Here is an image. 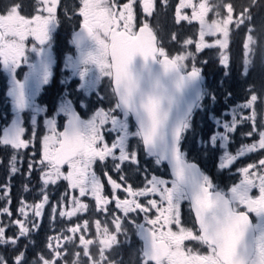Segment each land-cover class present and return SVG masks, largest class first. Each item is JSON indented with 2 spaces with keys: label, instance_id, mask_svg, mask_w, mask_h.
<instances>
[{
  "label": "snow or ice",
  "instance_id": "snow-or-ice-1",
  "mask_svg": "<svg viewBox=\"0 0 264 264\" xmlns=\"http://www.w3.org/2000/svg\"><path fill=\"white\" fill-rule=\"evenodd\" d=\"M161 2L168 6V0ZM62 5L63 0H30L27 4L10 0L0 11V69L7 77L6 96L13 112L11 123L2 129L0 146L13 150L10 172L15 174L21 150L35 148L38 141L40 159L29 162L28 171L31 173L38 164L42 182L41 201L29 205L22 200L18 208L22 219L10 221L11 226H18V234L9 237V225L0 226V246L18 245L39 229L50 203L47 188L63 180L70 190H78L79 196L69 199L65 194L51 205L52 218H67L69 226L49 237L48 255L39 254L35 264H60L61 260L69 264L65 256L69 244L80 249L73 253L71 264H123L114 254L121 245L130 244V228L135 229L141 242L135 252L137 264H264V157L239 168L241 179L225 191L187 159L183 148L187 134L193 131L195 113L206 110L201 101L208 100V109L217 102L215 92L202 86L197 54L205 49L216 50L219 64L229 70L224 74L227 78L231 75L233 36L246 30L241 44L243 75L247 77L257 70L261 89L257 92L250 88V98L220 116L209 110L214 128L222 131H213L208 142L212 147L219 142L224 150L218 164L221 171L241 157L264 151V113L257 121L260 106L264 105V25L259 30L250 26L254 20L252 8L258 6V0L242 3L239 12L234 3L224 0L215 4L209 0L198 4L179 0L175 23L198 22L199 39L181 42L177 34H172V42L180 43L182 48L175 55L168 53L147 22L157 9L156 0H78L75 8L65 7L69 21L80 19L79 30L71 31L69 41L76 55L67 56L66 67L79 76L81 89L95 92L102 80L109 82V106L96 108L88 119L81 118L73 106L76 101L67 94L57 98L51 111L37 103L42 86L48 85L53 75V40L61 23ZM137 6L145 14L142 22ZM189 7L190 17L182 14ZM210 12L214 18L209 20ZM206 37H211V42ZM193 43L195 52L188 48ZM23 66L28 71L21 80L17 77ZM231 95L226 93L225 99ZM106 99L98 96L97 102L102 105ZM81 105L86 106L83 101ZM245 109L251 114L241 115ZM60 114L67 118L63 130L57 123ZM38 116L43 117V135ZM225 116L230 119L225 120ZM248 122L251 128L242 135L252 142L241 144L233 154L226 149L230 136ZM113 135L109 142L107 137ZM206 143L203 138L198 141L200 146ZM141 151L157 166L167 162L172 178L152 174L150 178L145 175L142 187L128 183L122 174L124 166L140 171ZM109 159L112 171L120 175L117 182L108 171L103 173L112 189L110 196L105 194L102 178L95 171L97 164L106 166ZM143 171L147 173L148 169ZM121 191L126 197H120ZM3 197L8 199L7 191ZM84 197L94 200L97 212L111 216L110 222H94L95 239L84 235L91 231L92 222L71 224V218L90 208L82 201ZM113 203L114 210L110 209ZM184 203L189 206L191 226L182 217ZM2 214L12 216L8 206L0 207ZM141 214L143 222L138 220ZM96 241L98 255H93L91 248ZM0 264H9L8 258L0 255ZM14 264H28L25 251L15 255Z\"/></svg>",
  "mask_w": 264,
  "mask_h": 264
},
{
  "label": "trees",
  "instance_id": "trees-1",
  "mask_svg": "<svg viewBox=\"0 0 264 264\" xmlns=\"http://www.w3.org/2000/svg\"><path fill=\"white\" fill-rule=\"evenodd\" d=\"M27 4L30 0H24ZM225 3H234L237 8V12L241 10V4L247 3V0H224ZM10 3V0H0V11H3L4 6ZM157 9L154 12L153 16L147 18V22L153 29L156 31V34L159 40L162 42L163 46L167 49L170 55H175L179 53L178 46L180 43L172 42V34H177L179 40L182 42L185 37L195 40L198 35L197 25L194 23L185 24L181 22L179 25L175 23V9L178 0H168V6L165 7L161 0H156ZM210 3L215 4L217 0H211ZM78 4V0H63V5L59 9V15L61 19L60 26L58 27L57 32L54 34L53 40V57L59 58L60 54H63L71 48L69 43V37L71 31L75 29L79 23V18H73L69 21L65 17V7L75 8ZM27 13V9L25 10ZM252 15L254 17L253 24L257 30L264 25V0H258V6L252 8ZM214 14L209 13L208 18H213ZM246 37V30L240 32L239 34H234L233 43H232V52L230 54L231 59V75L225 78L224 74L228 69H225L219 64L218 53L214 49H205L202 50L197 55V66L201 67V75L204 78L203 87L210 89L215 92L217 96V102L214 107L208 109V100L205 99L201 101L205 105L204 111H197L195 113V118L193 120V131L187 134L186 139L183 142V148L187 152V159L189 161L195 162L199 168L206 174L209 175L217 185H221L225 182H232L233 176L228 171L218 170L219 158L223 154V151L217 144L216 147H212L209 141L210 135L213 131H222L220 128H214L212 120L209 119L208 111L210 110L216 116H220L222 112H227L230 106H235L238 103L244 102L246 99L250 98V88H255L257 92L261 89V77L257 70L253 69L248 73L247 77L243 75L242 67V56H241V44L242 40ZM194 44H192L193 47ZM202 61H207V63H201ZM19 79V74L18 77ZM7 77L5 73L0 69V135L2 134V129L8 124L10 117V108L9 104L5 98V91L7 88L6 83ZM223 81V88L220 87V82ZM45 91L49 92V95H44L45 98H41L42 103H45L47 106H52L57 93H53V86L46 87ZM230 92L231 98L226 100V93ZM262 107V105H261ZM225 120L230 119V117L225 116ZM249 123L242 124L239 126L237 131L233 133L230 137V142L226 146V149L235 153L237 148L244 143H250V139L242 135L249 131ZM203 138L206 143L204 146L198 145V141ZM30 149H25L21 151L22 160H21V170L24 169L25 162L24 157L28 154ZM13 155V150L9 147L0 146V186L5 184L7 178V169L6 165L8 160ZM259 155L264 157V151L259 152ZM140 171H136L134 167L128 165L124 166V174L127 177L128 183H131L134 187L138 188L143 183V178L145 175L148 176L149 172H160L161 175L168 178L167 171L163 165L157 166L152 165L150 167L145 163H152V159L145 156L142 151L140 153ZM254 160H257L256 157H253ZM241 160V159H239ZM252 162V161H250ZM147 168L148 172L144 173V169ZM101 174V173H99ZM102 176V174H101ZM116 178H120L119 174L115 175ZM23 183L30 185L32 188L26 191L23 195V199L29 202L31 199L35 202H39L41 190L37 185L35 179H23V174L15 173L8 178V199H9V208L11 212H15V207L17 205V199L20 196V188ZM2 191L0 190V207L4 205V199L1 197ZM57 196H49L50 203L46 206L44 214L40 220L39 229L32 233L31 236L25 240L24 249L28 264H34L37 256L41 253H46L48 248L46 243H48L49 237H54L59 235L67 226H59L57 229L53 230L56 226L57 219L52 218L51 205L56 200ZM182 217L189 223L190 215L187 208H182ZM98 216H95L94 219H97ZM90 233L96 236V229L91 228ZM20 246V245H19ZM98 246V245H97ZM96 245L93 248L98 250ZM123 250L116 249L114 258L117 260H122L123 264H137L136 261V249L139 247L136 240L130 235V244L122 246ZM79 249L78 247H72V244L68 245V251L65 252V256L69 264L73 260L72 249ZM18 251V250H17ZM20 251V250H19ZM98 252V251H97ZM16 252L12 250L11 254L7 257L6 253L0 248V255L8 258L9 264H14L12 259L15 256Z\"/></svg>",
  "mask_w": 264,
  "mask_h": 264
},
{
  "label": "rangeland",
  "instance_id": "rangeland-1",
  "mask_svg": "<svg viewBox=\"0 0 264 264\" xmlns=\"http://www.w3.org/2000/svg\"><path fill=\"white\" fill-rule=\"evenodd\" d=\"M211 0H209V2H210ZM120 2L121 3H124V2H127V0H120ZM192 2L193 3H199L200 2V0H192ZM179 4V0H178V3L176 4V6L175 7H177V5ZM136 12H137V16L139 17V19H140V21L142 22L143 20H144V18H145V14L143 13V11H142V9L139 7V6H137V8H136ZM191 12H192V9L189 7V8H185V9H183L182 10V14H186V15H188L189 17L191 16ZM209 17V16H208ZM149 18V17H148ZM214 18V17H213ZM209 20L210 19H212V18H208ZM79 22H80V19H79ZM183 23H185V24H189V23H194V24H196L197 25V31H198V35L196 36V38H195V40H193L194 42L196 41V40H198L199 39V24H198V22H196V21H191V22H189V21H183ZM185 39H187L186 37H185ZM184 39V40H185ZM206 40L207 41H209V42H211V40H212V38L211 37H206ZM31 42H33L32 40H31V38H29V44L31 43ZM194 44V43H193ZM188 48L192 51V52H195V44L193 45V47H192V45H189L188 46ZM178 50L181 52L182 51V48H181V44L178 46ZM70 52L69 51H67V52H65V53H63V54H60L59 55V58H57V74L59 75V82L60 83H64V82H66V81H68V80H70L71 78H72V73H71V71H73L71 68H69V67H66V65H63L61 62L62 61H65L66 59H67V54H69ZM176 54V53H175ZM198 55V54H197ZM72 56L73 57H75L74 55H73V53H72ZM67 61V60H66ZM22 68V67H21ZM64 68V72H63V74H62V69ZM190 70V69H189ZM22 71V70H21ZM20 71V69L18 70V74L21 72ZM28 71V69H26L25 70V72H27ZM6 75V74H5ZM24 74L22 73V75L21 76H23ZM78 76H76L75 75V77H73L75 80H76V78H77ZM6 83H7V87H8V81L6 80ZM74 83V89H75V91H74V95L75 94H79L80 92H82V93H91V95L93 94V92L91 91V90H85V89H81L80 88V84H81V81L80 80H76L75 82H73ZM6 92H7V88H6V91H5V98H6V100H7V102H8V104H9V108H10V117H9V121H8V124L6 125V126H8L10 123H11V120H12V118H13V112H12V105H11V102H10V98H8L7 96H6ZM59 94V93H58ZM62 94H65V92L62 90L61 91V95ZM60 95V96H61ZM45 98L44 97V95H40V98ZM92 97H94V96H92ZM89 101L91 102V104H92V106H94V107H96V105H95V100H93V99H89ZM37 103H39L41 106H44L43 104H42V101H37ZM45 107V106H44ZM93 107V108H94ZM232 107H234V106H230L229 107V110L228 111H230V109L232 108ZM47 108V107H46ZM52 109H50L49 111H51ZM95 110V109H94ZM94 110H91V111H87L85 114H87V115H91L92 114V112L94 111ZM262 113H264V105H262V107L260 106V109H259V111H258V113H257V121L259 122V120L262 118ZM251 114V112H250V110H247V109H245L242 113H241V115H250ZM59 116H62V118L63 117H65V116H63L62 114H60V115H58L57 117H59ZM37 119H38V121H42V123H43V117L42 116H38L37 117ZM249 123V125H250V128H251V122H248ZM6 126H4V127H6ZM29 127L31 128V126L29 125ZM250 128H249V130H250ZM133 130H134V128H133ZM3 134V133H2ZM1 134V135H2ZM29 135L31 134V132H30V129H29V133H28ZM40 135H43V134H40ZM232 135V134H231ZM112 138V137H111ZM230 139H231V137H230ZM250 139V143L252 142V139L251 138H249ZM257 139H258V137H257ZM37 150L36 151H34V149L33 148H31V146L28 148V149H32V150H29V152H28V154L24 157V162H25V166H24V169L23 170H21V160L22 159H18L17 160V162H16V164H17V167H18V169H19V171H17L16 173H19V175L22 173L23 174V179L24 180H28V179H31V178H33V179H35V181L37 182V183H39L38 185H37V187H39V189L41 190V188H42V182H41V180H40V175H41V172H40V168H39V165L37 164V166H36V169L35 170H33L31 173H29V171H28V164H29V162H31L33 159L35 160V161H39V159H40V156H39V142L37 141ZM219 143V142H218ZM133 144H135V141L133 142ZM10 148V147H9ZM22 151V150H21ZM33 152H35V156L33 157ZM233 153V152H232ZM234 154V153H233ZM12 157V156H11ZM21 157H22V154H21ZM253 157H256L257 158V160H254L253 159ZM260 158H262V156H260L259 155V152H257V153H251V154H248V155H246V156H244V157H241V158H239V159H241V160H237V167H236V169L238 170L239 168H241V167H243V166H246V164L245 163H249L250 161H253V162H256V161H258ZM10 160H11V158L8 160V162H7V165H6V169H7V178H6V182H5V184L4 185H2V186H0V190L2 191V193H1V197L4 199V205L2 206V207H4V206H8L9 207V199H5L4 197H3V192L4 191H7V192H9V186H8V178L10 177V176H12L13 174L10 172ZM146 165H148V166H150V167H153L152 165H150V164H148V163H145ZM65 171H67V168L65 167V169H64ZM95 171L97 172V174L98 175H100L101 176V174H102V176H101V178H102V181H103V183H104V185H105V194H107V195H109L110 196V194H111V192H112V189H111V186L108 184V182H107V177H104L103 176V173L105 172V171H108L109 172V175L114 179V180H116L117 182H120V178H116L115 177V175L117 174L115 171H112V162H111V160L109 159V161H108V163H107V165L105 166V165H101V164H97L96 166H95ZM99 173H101V174H99ZM236 173H239L238 171L236 172ZM152 174H156L154 171H151V172H149V174H148V178H150L151 177V175ZM234 175H236L235 173H233V180L235 179V176ZM145 176H144V178H143V183H142V185L140 186V187H142L144 184H145ZM27 188V190H25ZM32 187L30 186V185H27L26 183L24 184L23 183V185L21 186V188H20V196L18 197V199H17V205H16V207H15V212L13 213V212H11L12 213V216L11 217H9V216H7L6 214H2V215H0V226H3V225H9V227H8V229H7V235L9 236V237H11V236H13L14 234H18V226H11L10 225V221L11 220H15V219H18V218H20V219H22V217H20V214H19V212H18V208L20 207V203H21V201L23 200V201H25L27 204H29V205H31V204H33V203H35V201L34 200H30L29 202H27L26 200H24L23 199V195H24V193L26 192V191H28L29 189H31ZM139 188V187H138ZM47 193H48V195L49 196H57L56 197V200L54 201V203L53 204H56L58 201H61V198L65 195V194H67L68 195V197H69V199H71V196L72 195H76V196H79V192H78V190H70L69 188H68V184H67V182L66 181H63V180H61V181H59L56 185H50V186H48V188H47ZM119 195H120V197L121 198H124V197H126V193H124L123 191H121L120 193H119ZM82 199V201L83 202H85V203H88L89 205H90V208H89V210L87 211V212H84V213H80V214H78V217H73V218H71V224L72 225H76V224H83V222L85 221V220H88V221H90V222H92V226H91V228H94V229H96L95 228V225H94V222L96 221V220H100L102 223H104V222H110L111 221V216H108V215H106L105 213H102V212H97L96 211V207H95V202H94V200H92V198L91 197H84V198H81ZM157 199H158V197H157ZM41 201V198H39V202ZM184 205V204H183ZM182 208H183V206H182ZM10 209V208H9ZM110 209H112V210H114L115 209V205H114V203L112 204V205H110ZM29 215H31L30 213H29ZM151 215H155V210H153V212L151 213ZM95 216H98V218L97 219H94V217ZM56 219H57V222H56V226H55V228H53V230H55V229H57V227H58V225L61 227V226H69V224H68V220H67V218H60L58 215L56 216ZM138 220L140 221V222H143V214H141L140 215V217H138ZM34 232H36V231H33L32 233H34ZM69 235H71V233H68ZM80 235V233H77L76 234V236L78 237ZM84 235H85V238H88V239H95V235H92L90 232H87V233H84ZM55 237V236H54ZM48 240V239H47ZM24 244H25V240H24V238H22L20 241H19V244L18 245H12V246H9V247H2V246H0V248L2 249V251L3 252H5L6 253V255H7V257L11 254V252H12V249L13 248H16L18 251H16V254H18V252H19V250L21 251V250H23L24 249ZM47 244V243H46ZM77 244H78V239H77ZM20 245V246H19ZM98 245V241H96V246ZM72 247H74L73 245H72ZM94 246H92V248H91V251H92V253H93V255H98V250H96V248H93ZM97 248H98V246H97ZM76 251H80V249H75V248H73L72 249V254L74 253V252H76ZM48 253H49V249L47 250V252L46 253H44V255L45 256H47L48 255ZM15 254V255H16ZM15 257V256H14ZM14 257H13V259H12V261H13V263H14ZM73 258H74V255H73ZM35 264V263H34ZM60 264H64V260H61V262H60Z\"/></svg>",
  "mask_w": 264,
  "mask_h": 264
},
{
  "label": "flooded vegetation",
  "instance_id": "flooded-vegetation-1",
  "mask_svg": "<svg viewBox=\"0 0 264 264\" xmlns=\"http://www.w3.org/2000/svg\"><path fill=\"white\" fill-rule=\"evenodd\" d=\"M70 41V40H69ZM29 43V42H28ZM31 43H33V42H31ZM31 43L29 44V46H31ZM70 53L69 54H67V56L68 55H72V53H73V55L75 56L76 55V50H75V47H73V45L71 44V48H69V50H68ZM33 59H34V57H33ZM54 59V58H53ZM67 60V59H66ZM62 61L61 63L63 64V65H66V63H67V61ZM27 69V67L26 66H23L22 68H20V73H19V79H23V76H21L22 75V73L24 74L25 73V70ZM52 72H53V75H52V77L50 78V83L48 84V85H44V86H42V89H41V93H40V95L42 94V95H49V92L48 91H45L44 89L46 88V87H50V86H53V93H59V94H57L56 96V99H55V101H54V103H53V105L52 106H47L45 103H42L45 107H47L49 110L50 109H52L53 108V106L55 105V103H56V101H57V98L61 95V91L63 90L64 92H65V94H67L68 95V98L69 99H72L73 101H76V103H74V108L76 109V111H77V113L81 116V118L82 119H88L89 118V116L90 115H87V114H85L87 111H91V110H94V109H96V108H98V107H101V106H103V107H105V108H107L108 106H109V103H108V101L111 99V96H110V90H109V88H108V84H109V82H108V80L107 79H104V80H102V82L99 84V85H97V87H96V90H95V92H93V94L91 95V93H82V92H80L79 94H75L74 95V91H75V89H74V83L73 82H75L76 80H80L79 79V76L78 75H76V76H78L77 78H76V80L73 78V77H75V75L73 74V71H71V73H72V78L70 79V80H68V81H66V82H64V83H60L59 82V75L57 74V59H54V63H53V66H52ZM63 72H64V68L62 69V74H63ZM40 95H38L37 96V101H41V98H40ZM92 96H94V97H92ZM98 96H106L108 99H106L104 102H103V104L101 105V104H99L98 102H97V98H98ZM93 99V100H95V105H96V107H94V106H92V104H91V102L89 101V99ZM81 101H83V104L84 105H86V106H82L81 105ZM94 107V108H93ZM65 118L66 117H63L62 118V116H59V117H57V123H58V128H59V130H61V128H62V124H63V121L65 120ZM27 123V122H26ZM39 123H40V128H39V132H40V134H44V128H43V123H42V121H39ZM28 127H29V125H28ZM29 129H30V127H29ZM112 137V138H111ZM114 138V135L113 136H108L107 137V139L109 140V142L112 140ZM134 142V141H133ZM37 142H36V146H35V148H33L34 149V151H36L37 150ZM32 148V147H31ZM150 159H152V161H153V158H150ZM249 163H253V161L252 162H249ZM249 163H245L246 165L247 164H249ZM150 165H154L155 166V164L152 162V163H150ZM236 167H237V161L233 164V165H230L229 166V168L228 169H225L224 171H228L229 173H231L232 174V176H233V173H235L236 175H234L235 176V179L234 180H232V182H225V183H222L221 185H219V187L220 188H222V189H224L225 191H227V189L229 188V187H231L234 183H237V182H239V180L241 179V175L239 174V173H236L237 172V169H236ZM167 171V170H166ZM202 171V170H201ZM156 174L155 175H158V176H160V177H162V178H165V179H169L170 180V178H169V176H168V178H166V177H164L163 175H161L160 174V172H155ZM167 175H168V173H167ZM214 181V180H213ZM215 183V182H214ZM170 186V185H169ZM140 187V186H139ZM253 193L255 194V190H253ZM157 198V197H156ZM183 208H187V210L189 211V207H188V204L187 203H184V205H183ZM189 215H190V219H189V222H190V224L189 223H186V221L184 220V222L187 224V225H189V226H191V223H192V217H191V213H190V211H189ZM134 232H135V229L134 228H130V231H129V237H130V235H132V237L136 240V242L138 243V245H140V242L138 241V239H137V236L134 234ZM120 239L121 240H124V237L123 236H121L120 237ZM53 243H55V241L53 240ZM127 244H124V245H121L118 249L120 250V252H121V250H123V247L122 246H126Z\"/></svg>",
  "mask_w": 264,
  "mask_h": 264
},
{
  "label": "water",
  "instance_id": "water-1",
  "mask_svg": "<svg viewBox=\"0 0 264 264\" xmlns=\"http://www.w3.org/2000/svg\"><path fill=\"white\" fill-rule=\"evenodd\" d=\"M76 30H79V26H78V28H77ZM66 119H67V118H65V120L63 121V124H62V128H61V130H63V126H64V124H65V122H66ZM133 124H134V122H133ZM190 162H192V161H190ZM163 164H164V166H165L166 169H167V172H168L169 177L172 178V177H171V170H170L169 166L167 165V162H164ZM137 239H138V241L140 242V240H139L138 237H137ZM140 243H141V242H140Z\"/></svg>",
  "mask_w": 264,
  "mask_h": 264
}]
</instances>
